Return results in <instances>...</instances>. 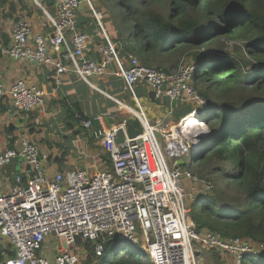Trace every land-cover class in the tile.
<instances>
[{
    "label": "built area",
    "instance_id": "2783aa9c",
    "mask_svg": "<svg viewBox=\"0 0 264 264\" xmlns=\"http://www.w3.org/2000/svg\"><path fill=\"white\" fill-rule=\"evenodd\" d=\"M30 1L45 15L50 31L31 36L29 22L18 17L11 26L10 44L0 47V53L51 67L56 86L66 73L78 76L116 103L123 117L115 123L108 111H101L80 119L81 128L108 152L110 167L103 170H53L49 154L26 134L19 137L18 147L0 150V169L14 161L23 163L7 190L0 177V236L14 250L0 264H81L78 239L94 242V253L100 256L105 241L111 238L138 247L150 264H195L194 251L198 249L193 244L230 256L232 264L258 257L257 247L247 239L199 232L187 219L182 179L200 183L204 192L213 189L210 180H199L185 167L209 131L206 122L185 130L180 121H148L128 102L117 100L92 82L111 75L135 100L139 96L136 87L145 85L155 101L192 100L205 107L207 101L195 86L197 65L193 62L164 71L142 64L133 55L119 54L91 0H54L55 15L46 8L45 0ZM83 3L97 22L99 41L77 27L76 11ZM92 52L94 56L89 58ZM2 99L20 112H32L44 107L45 92L23 79L9 86L0 81ZM131 115L137 116L142 126V132L132 138L125 125ZM163 123L165 127H159ZM46 239L57 243L51 252L45 247Z\"/></svg>",
    "mask_w": 264,
    "mask_h": 264
},
{
    "label": "trees",
    "instance_id": "16d2710c",
    "mask_svg": "<svg viewBox=\"0 0 264 264\" xmlns=\"http://www.w3.org/2000/svg\"><path fill=\"white\" fill-rule=\"evenodd\" d=\"M26 1L28 5L25 2L23 5L26 10H40L30 0ZM53 1H44L47 9L53 6ZM114 1L117 8L126 10L133 19L131 31L119 46L116 45L117 51L123 56L138 55L144 65L148 55L156 51L181 52L189 45L202 46L228 35L244 40V55L215 52L209 57L196 55L194 58L197 65L195 86L197 89L199 86L201 96L207 101L203 119L209 129L199 140L194 158L214 157L228 166L232 181L244 189L245 203L222 208L216 192L202 195L203 203L199 208L191 203L189 214L197 231L207 229L223 236L249 238L254 246L264 245V97L258 96H264V0H168L170 7L166 16L149 7L160 0ZM186 8L190 9V14ZM87 13L97 25L92 12L88 10ZM76 21L77 27L83 24L80 12ZM247 86L251 89L246 96L248 100L240 98L239 102L218 103L212 97L218 93L235 96ZM173 104L177 120L191 112L188 106L179 107L184 103L175 101ZM83 118L87 116L81 111L69 112L67 127H77L74 134L86 133L80 126ZM104 154L101 163L106 169L110 167V158L106 150ZM64 156L62 153L55 161L63 162ZM223 165L219 167L222 171L225 170ZM81 245L86 250L85 264H143L141 257L147 256L138 247L126 245L116 238L105 241L100 256L94 253V242L86 241ZM257 249L258 257L249 260L252 264H264V250ZM211 252L217 264H226L218 253Z\"/></svg>",
    "mask_w": 264,
    "mask_h": 264
},
{
    "label": "crops",
    "instance_id": "0c3cea01",
    "mask_svg": "<svg viewBox=\"0 0 264 264\" xmlns=\"http://www.w3.org/2000/svg\"><path fill=\"white\" fill-rule=\"evenodd\" d=\"M24 2L25 4L27 3L26 0H0V47L6 48L10 44L11 26L14 20L18 17H22L29 22L32 32L31 36H34L37 33L45 35L50 31V28L46 26V17L43 12L34 8H27L26 10L23 8ZM78 9L79 10L77 11L80 12V20L83 22V24L78 28L83 32L93 35L95 40L99 41L100 39L98 35H100V31L94 20H92L84 6H81ZM48 10L50 12L54 11L53 6L48 7ZM77 11L76 17L78 15ZM121 21L123 20L121 19ZM130 27L131 24L128 25V28L125 27V29H130L131 31ZM103 29L114 41V43L119 46L120 43L116 41L115 37L118 29H116V31L113 28L111 29L110 24L108 27L104 24ZM93 56V52L88 54L89 58H92ZM53 74L54 71L49 66L21 59H12L0 53L1 82H3L6 86H9L17 79H23L30 84L39 86L45 92V105L39 111L20 112L16 109L10 108L12 105L7 99L0 100V150L18 147L19 137L22 134H26L30 139L33 138L36 140L40 144V149L49 154L51 163H56L55 158L56 160L59 159L61 157L60 155H62L61 150L64 152L65 149L66 155L64 156V160L69 161L70 159L74 162L73 159H75V157L69 158L68 152H74L73 150H75L74 146H72V142L70 143L71 145L68 144L69 140H72L73 142L85 140V142L81 145L78 144L84 152L85 148H92V144H95L94 141L98 146H101V148L103 147L101 143L92 137L89 131H85L86 133L81 132L80 135L85 139L80 138L79 135H76L79 133H73L77 127L68 128L67 123L69 122V112L78 113V111H81L87 117H92L101 111H108L111 116H113L112 110L107 109L102 103L101 98L106 99L107 97L95 91L81 78L71 73L64 74L61 84L56 86L53 82ZM92 82L109 95L114 96L117 100L125 102L112 93V91L122 88V82L116 77L108 75L105 78H95ZM108 85L110 87H108ZM149 94L148 90L144 92L142 91L140 94L138 93L140 97L149 96ZM107 99L114 105L115 113L121 120L123 114L117 110V104L109 98ZM127 99H129V94ZM39 121L42 122V126H39ZM49 127L51 129H49ZM52 128L58 130L57 133L61 134V137L67 140V143L57 142L58 153H53L52 149H49L51 141L49 135L51 134L50 132ZM87 142L92 144H87ZM93 151L94 150L91 149L92 153ZM86 154L88 157L90 156L88 153ZM99 158L101 157L99 156ZM18 163L20 164V169L15 170L14 165ZM77 163L79 164L82 162L77 160ZM22 167V162L14 161L6 167L0 169V177H2L3 188L5 190L8 189V185L12 183L13 177L22 170ZM55 169L56 168H54V170ZM52 250L53 246L51 248H47L48 252H51ZM12 251V247L8 240L5 237L0 236V262L11 256L13 254Z\"/></svg>",
    "mask_w": 264,
    "mask_h": 264
},
{
    "label": "rangeland",
    "instance_id": "374dc122",
    "mask_svg": "<svg viewBox=\"0 0 264 264\" xmlns=\"http://www.w3.org/2000/svg\"><path fill=\"white\" fill-rule=\"evenodd\" d=\"M91 4H92L95 12L98 14L99 19H100L103 27H104V24L106 27H108V25L110 24L111 29L113 28L115 31H116V29H118V31H117L118 33L116 32V35H115L116 41H118L120 43L121 40L125 39L127 36V33L130 32V29L126 30L125 27L128 28L129 24H131V26L133 24V19H131L127 15L128 14L127 11L119 9V7L117 8L116 2L114 0H91ZM83 6L85 9L88 8V10H89V7L86 4L83 3ZM149 7L160 11L164 16H166L168 14L170 5H169L168 0H160L158 2L153 3V6L149 5ZM77 10H79V9H77ZM186 10L188 11V14H190V9L186 8ZM52 14L55 15L54 11H52ZM126 15L128 17H126ZM104 19H105V21H104ZM121 19L123 21H121ZM45 22H46V26H48L47 20H45ZM122 29H123V32H122ZM132 39L136 41V38H132ZM243 42H244V40H242L238 36L228 35V36H221V37L215 38L211 42H209L208 44H204L202 46H191V45H189L183 51L181 50V52H164V53H162V52L156 51L155 53H150L148 55L146 65L153 67L155 69H158V70L173 71L181 65L193 64L194 58L196 57V55H199V56L200 55H206L207 57H209L210 55H213L215 52H221L224 54H229L231 56H235L238 54L244 55V52H243V45L244 44H243ZM123 43L126 45L125 42H123ZM125 55H127V54H124V56ZM129 55L135 56L141 62L138 55H136L134 53L129 54ZM136 90L140 94L142 91L143 92L146 91L147 87L145 85L137 86ZM198 91L200 93L199 86H198ZM243 91H246V92L243 93ZM250 91H251V89L248 88V86H247V88H244L241 90V93H236L235 96L231 93L227 94V95H224L222 93L221 94L222 96H221L218 93V95H213L212 97L218 103H224V102H228V101L239 102L240 98H242L244 100H248L246 96L250 93ZM112 93L115 94L120 100H123L125 102L128 101V99H127L128 98V92L123 91L122 88L114 90V91H112ZM253 93L257 94V92H253ZM200 96H201V94H200ZM258 96L264 97L261 94H259ZM249 97H251V96L249 95ZM201 98L203 99V96H201ZM101 99H102V103L105 105V107L107 109L112 110V114L114 116L115 123H119L121 120H120V117L115 113L114 105L107 98L106 99L101 98ZM156 102L166 104L168 106V109L171 107L170 113L168 112L169 120L177 121L176 116L174 114L175 105L173 104V102H170V100L167 98H163L162 100L156 101ZM179 102L184 103L183 105H180L179 107L183 108V107L188 106L191 108V111H195V112H198L199 114H201L202 118L206 117L207 111L204 108L197 106V104L194 101H192V100H188V101L180 100ZM36 111H39V110H36ZM41 124H42V122L39 121V126H42ZM44 127H46V126H44ZM159 127L164 128L165 123L161 124ZM49 129H51V128L49 127ZM57 132H58V130H56L55 128L54 129L52 128V130L50 132L51 134L49 135V138H51L49 149H52L53 153H55V152L58 153L57 142L67 143V140H65L63 137H61L62 135L57 133ZM76 135H79L80 138H83L80 135V133L76 134ZM76 135H74V136H76ZM156 136H157V138H159V134H157ZM41 139H43V138H41ZM83 139H85V138H83ZM31 141H33L35 144H37L38 147L40 148V146H39L40 144L36 140H34L32 138ZM71 142H72V146H74V149L76 151L73 150L74 152L69 151L68 153H69V158L75 157V159H73L74 162L70 159H69V161L63 159V162H61V163L56 162L57 164L55 162H53V163H51V168L53 170H54V168H56L55 170H65L67 168H84V167H89L91 169L103 170L101 158H102V156H105L103 151H105L106 148H104V146L101 148V146H98L95 141H94V143H95L94 145L92 143L87 142V144H90V145L92 144V148H87V149L85 148V152H84V150L81 149V147H79L78 144L81 145L83 142H85V140L78 141V142H73L72 140H69L68 144L71 145L70 144ZM91 149L94 150L93 151L94 154L91 152ZM102 149H103V151H102ZM46 150H48V149H46ZM62 151L63 150H61V154L64 153L66 155V149L64 152H62ZM86 153H88L90 156L88 157ZM99 156L101 158H99ZM77 160H80L82 163L78 164ZM75 161H76V163H75ZM222 163H223L222 161H220L214 157H210L209 159H201V160H195V158L193 157L189 164H185V167H187L190 170V172H192L195 176H197V178L199 180H204V181L210 180L213 184L212 191L210 190L209 192H204L201 189L202 186L200 183H195L193 181H189L188 179H182V184L185 188V203H186L187 219L191 224L194 225L195 229H196L195 223L189 214V207H190L191 203H194V205L197 208H199V206H201V203H203V200L201 199L202 195L215 194L217 192L219 194V198H220V205H222L220 207H222V208L226 207V206L227 207H229V206H231V207L232 206H242L243 203H245L244 199H246V194L244 192V189L243 188L241 189L240 186L236 185L232 181L231 176L228 175V174H231L232 171L230 170V168L228 166L223 165ZM222 165H223V168L225 169L224 171H222L221 168H219ZM14 167H15V170H19L20 164L19 163L15 164ZM234 173H236V170L234 171ZM203 231H211V230L201 229L199 232H203ZM244 239H247L249 242H251V240L249 238H244ZM82 243L83 242L80 241V243L77 242L76 245H77V250L80 252V255H81V264H85L86 263V258H85L86 257V250H84L83 246L81 245ZM54 244H57L54 240L51 241L50 239H46V241H45V247L46 248H51ZM126 245H129V244H126ZM193 246L201 252V255L195 258V264H217L216 261L214 260L213 254L211 252L214 250H206L203 248H199V246H197L196 244H193ZM255 246L257 248H260V250H262V249L264 250L263 244H258ZM214 252L218 253L217 251H214ZM219 255L221 256V259L224 263L229 264V261H230L232 264V259L230 256L223 257L222 254H219ZM141 261L143 264H150L148 257L145 255H143L141 257ZM249 264H252V263H249Z\"/></svg>",
    "mask_w": 264,
    "mask_h": 264
},
{
    "label": "water",
    "instance_id": "95a60500",
    "mask_svg": "<svg viewBox=\"0 0 264 264\" xmlns=\"http://www.w3.org/2000/svg\"><path fill=\"white\" fill-rule=\"evenodd\" d=\"M82 6V5H81ZM79 6V7H81ZM128 104L130 108L134 110L135 113L143 116L148 121H155L157 123H162L163 120H169V109L166 104L156 102L151 100L149 96L140 97L135 100L134 98L128 99ZM10 108L15 109L14 106H10ZM113 120L111 118L108 119V123H112ZM126 125V133L129 137H135L136 135L142 132V126L139 122V119L135 115H131L125 120ZM178 163H182V160H178ZM14 253V250L12 251ZM201 252L199 250L194 251L195 258L200 256Z\"/></svg>",
    "mask_w": 264,
    "mask_h": 264
},
{
    "label": "bare ground",
    "instance_id": "6f19581e",
    "mask_svg": "<svg viewBox=\"0 0 264 264\" xmlns=\"http://www.w3.org/2000/svg\"><path fill=\"white\" fill-rule=\"evenodd\" d=\"M178 121H180V123L182 124L181 126H183L185 130L188 128H196L203 124L201 123L202 118L200 116H197L195 113H189L185 115V117L178 119L174 123H177Z\"/></svg>",
    "mask_w": 264,
    "mask_h": 264
},
{
    "label": "clouds",
    "instance_id": "9594fccd",
    "mask_svg": "<svg viewBox=\"0 0 264 264\" xmlns=\"http://www.w3.org/2000/svg\"><path fill=\"white\" fill-rule=\"evenodd\" d=\"M113 41V40H112ZM114 42V41H113ZM130 98V97H129ZM152 99V98H151ZM153 100V99H152ZM199 114V113H198ZM200 115V117L202 118V116H201V114H199ZM129 117V116H128ZM202 120H204L203 118H202ZM205 121V120H204ZM148 257V256H147ZM249 263H252L251 262V260L250 261H248Z\"/></svg>",
    "mask_w": 264,
    "mask_h": 264
}]
</instances>
